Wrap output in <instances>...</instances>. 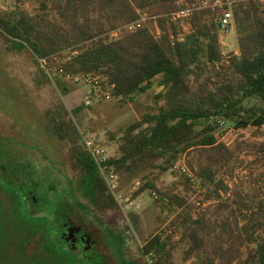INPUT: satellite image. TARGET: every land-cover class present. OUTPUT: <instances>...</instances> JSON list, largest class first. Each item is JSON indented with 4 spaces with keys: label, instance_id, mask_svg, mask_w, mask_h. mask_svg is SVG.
<instances>
[{
    "label": "trees",
    "instance_id": "trees-1",
    "mask_svg": "<svg viewBox=\"0 0 264 264\" xmlns=\"http://www.w3.org/2000/svg\"><path fill=\"white\" fill-rule=\"evenodd\" d=\"M34 1L39 12L34 16L23 10L0 16V37L8 53L29 50L48 74L56 72L64 96L72 95L64 81L89 75L99 78L103 100L110 94L131 103L155 85L162 89L157 113L144 115L119 136L109 134L117 153L105 165L126 178L148 161H160L164 172L174 170L186 156L192 174L184 175L186 189L199 185V207L175 195L176 186L156 189L154 180L134 192L136 200L156 191L178 210L166 236H153L144 246L148 262L177 264L180 250L181 264H264V184L253 196L228 185L242 150L240 143L231 148L217 136L223 126L264 128V0H234L238 55L222 53L220 25L211 10L195 12L182 37L184 29L169 19L179 10L178 0ZM142 14L150 19L144 29L109 39L110 32ZM72 143L88 196L116 208L82 135L75 134ZM249 148L264 162V142ZM44 220H33L35 234L46 228ZM29 248L45 264H71L55 246Z\"/></svg>",
    "mask_w": 264,
    "mask_h": 264
},
{
    "label": "rangeland",
    "instance_id": "rangeland-1",
    "mask_svg": "<svg viewBox=\"0 0 264 264\" xmlns=\"http://www.w3.org/2000/svg\"><path fill=\"white\" fill-rule=\"evenodd\" d=\"M15 10L32 16L39 13L34 0H0V16ZM184 26L182 35L190 32L188 23ZM220 42L224 55L239 54L235 28L221 33ZM57 75L48 74L29 50L8 53L0 37V164L18 179L33 183L39 196L49 199L51 211L66 213L93 230L115 264H150L142 249L153 236H166L164 232L178 210L170 208L156 191L149 190L136 200L132 199L134 192L147 180H154L156 189L164 192L176 186L175 195L199 207L203 199L199 185L186 189V174L180 164L164 172L158 168L160 161H148L136 174L116 176L111 182L116 208L94 202L76 167L72 138L77 133L92 137L109 158L113 157L117 142L110 140L109 134L119 136L144 115L157 113L156 96L162 89L155 85L131 103L90 97L88 105L86 97L91 88L86 82L64 81L72 90L68 98L58 86ZM217 136L231 148L240 143L242 150L233 176L226 179L228 185L251 196L258 193L264 184V162L249 146L264 142V128L223 126ZM186 160L184 156L181 162L185 166ZM8 182H2L7 183L5 188L18 189ZM29 185L22 194L32 188ZM12 229L7 221L0 220V264H45L36 252H26L24 238ZM181 256L180 250L175 253L177 264H181Z\"/></svg>",
    "mask_w": 264,
    "mask_h": 264
},
{
    "label": "flooded vegetation",
    "instance_id": "flooded-vegetation-1",
    "mask_svg": "<svg viewBox=\"0 0 264 264\" xmlns=\"http://www.w3.org/2000/svg\"><path fill=\"white\" fill-rule=\"evenodd\" d=\"M6 180L18 189L5 188L7 183L2 182ZM26 185L28 182L8 173L0 164V220L7 221L12 230L21 234L25 246L30 247L29 251L40 243L57 247L71 264H115L93 230L77 223L66 213L51 211L49 199L40 197L33 183L29 185L32 188L22 194ZM19 216L25 217L24 223L19 222ZM37 219H45L46 226L39 234L33 232V220Z\"/></svg>",
    "mask_w": 264,
    "mask_h": 264
},
{
    "label": "built area",
    "instance_id": "built-area-1",
    "mask_svg": "<svg viewBox=\"0 0 264 264\" xmlns=\"http://www.w3.org/2000/svg\"><path fill=\"white\" fill-rule=\"evenodd\" d=\"M234 0H195L194 3H190V0H178L177 5L179 6V10L177 12L172 13L169 15V19L174 24H179L185 30V23H188L190 27L189 20L191 16L198 11L202 10H211L215 12L217 22L220 25V34L229 32L232 28H235L234 22V14H233V3ZM263 2V0H261ZM149 17L146 14H142L141 17L132 23L126 24L117 30H114L108 34L110 40H117L123 34H135L138 31L144 29L149 21ZM159 30L157 29V34L159 35ZM184 35H182L183 37ZM81 80L86 82L91 91L89 92V96L86 97L88 100V105L90 101V97L93 98H102L100 95V80L99 78L93 77L91 75L76 79V81ZM105 100L107 102H111L114 100H120L117 98L112 97L110 94L105 95ZM83 143L87 149V151L91 154L97 165L99 166L104 178L110 185L112 192L114 191V186L111 182L116 178V176L112 172H107L106 162L110 159L107 156L106 150L101 147L98 142L92 138L82 135ZM182 171L192 179V174L188 171L187 167L184 163H180Z\"/></svg>",
    "mask_w": 264,
    "mask_h": 264
}]
</instances>
